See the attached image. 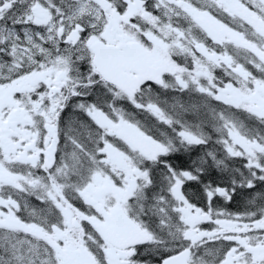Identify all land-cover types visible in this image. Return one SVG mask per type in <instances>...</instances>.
<instances>
[{"label":"snow or ice","instance_id":"snow-or-ice-1","mask_svg":"<svg viewBox=\"0 0 264 264\" xmlns=\"http://www.w3.org/2000/svg\"><path fill=\"white\" fill-rule=\"evenodd\" d=\"M0 264H264V0H0Z\"/></svg>","mask_w":264,"mask_h":264},{"label":"trees","instance_id":"trees-1","mask_svg":"<svg viewBox=\"0 0 264 264\" xmlns=\"http://www.w3.org/2000/svg\"><path fill=\"white\" fill-rule=\"evenodd\" d=\"M233 207H234V205H233Z\"/></svg>","mask_w":264,"mask_h":264}]
</instances>
